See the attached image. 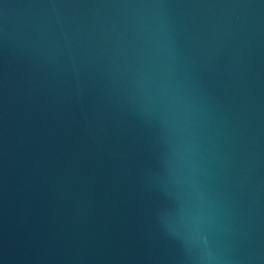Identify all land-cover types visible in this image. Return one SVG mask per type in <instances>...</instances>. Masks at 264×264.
<instances>
[{"label": "water", "instance_id": "obj_1", "mask_svg": "<svg viewBox=\"0 0 264 264\" xmlns=\"http://www.w3.org/2000/svg\"><path fill=\"white\" fill-rule=\"evenodd\" d=\"M0 264H264V0H0Z\"/></svg>", "mask_w": 264, "mask_h": 264}]
</instances>
